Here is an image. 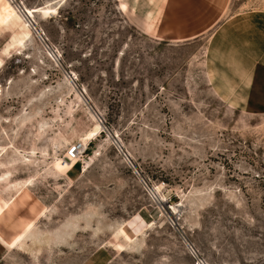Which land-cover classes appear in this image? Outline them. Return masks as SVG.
I'll list each match as a JSON object with an SVG mask.
<instances>
[{"label": "rangeland", "instance_id": "1", "mask_svg": "<svg viewBox=\"0 0 264 264\" xmlns=\"http://www.w3.org/2000/svg\"><path fill=\"white\" fill-rule=\"evenodd\" d=\"M118 3L0 0V264H264V112L213 90L209 32L155 39Z\"/></svg>", "mask_w": 264, "mask_h": 264}, {"label": "crops", "instance_id": "2", "mask_svg": "<svg viewBox=\"0 0 264 264\" xmlns=\"http://www.w3.org/2000/svg\"><path fill=\"white\" fill-rule=\"evenodd\" d=\"M231 1L118 0V5L135 27L155 39L188 40L209 32L213 90L232 108L264 112V15L250 25L255 16L249 12H227Z\"/></svg>", "mask_w": 264, "mask_h": 264}, {"label": "built area", "instance_id": "3", "mask_svg": "<svg viewBox=\"0 0 264 264\" xmlns=\"http://www.w3.org/2000/svg\"><path fill=\"white\" fill-rule=\"evenodd\" d=\"M85 149H86V145H84L82 142L80 141L74 142L69 148L68 154H66L67 155L66 157L68 159L76 155L78 157L80 156L78 154H82L85 151ZM189 248H190V252L192 256L195 258V264H208L206 258H204L195 247L190 245Z\"/></svg>", "mask_w": 264, "mask_h": 264}, {"label": "bare ground", "instance_id": "4", "mask_svg": "<svg viewBox=\"0 0 264 264\" xmlns=\"http://www.w3.org/2000/svg\"><path fill=\"white\" fill-rule=\"evenodd\" d=\"M124 7V6H123ZM44 8V7H43ZM46 8V7H45ZM39 9V8H38ZM37 8H27V7H23L22 8V10H23V12H24V14H25V16H27V17H30V16H32V14L35 12V11H37L38 10ZM42 9V8H41ZM40 9V10H41ZM49 9V10H48ZM47 9V11H48V13H50V14H53L56 10H55V7H50V8H48ZM42 11H44V10H42ZM46 11V12H47ZM45 12V13H46ZM99 123V122H98ZM101 128V127H100ZM97 127L96 128H94V129H92V130H90L89 132H87V133H84L83 135H82V137H81V141H83V142H87L90 138H92L95 134H96V132H97ZM101 130V129H100ZM85 143H83V144H85ZM72 145V144H71ZM71 145L68 147V149L65 151L66 152V154H68V150H69V148L71 147ZM65 154V159H68ZM78 155H80L81 156V154H78ZM74 157H77V155L76 156H74ZM74 157H71V158H74ZM70 159V158H69Z\"/></svg>", "mask_w": 264, "mask_h": 264}, {"label": "trees", "instance_id": "5", "mask_svg": "<svg viewBox=\"0 0 264 264\" xmlns=\"http://www.w3.org/2000/svg\"><path fill=\"white\" fill-rule=\"evenodd\" d=\"M92 124H93V123H92ZM92 124H91V126H92ZM91 126H90V127H91ZM90 127H89V128H90ZM89 128H88V129H89ZM88 129H87V130H88ZM87 130H86V131H87ZM86 131H84V133H85ZM82 134H83V133H82ZM82 134H81V135H82ZM81 135H80V136H81ZM77 164H78V162H75L74 165H77Z\"/></svg>", "mask_w": 264, "mask_h": 264}]
</instances>
